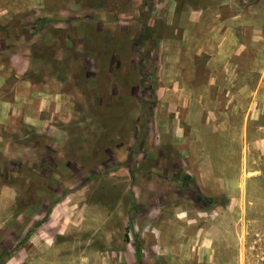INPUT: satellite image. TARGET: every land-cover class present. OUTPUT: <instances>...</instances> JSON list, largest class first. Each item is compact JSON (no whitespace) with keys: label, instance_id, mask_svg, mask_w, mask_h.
Here are the masks:
<instances>
[{"label":"rangeland","instance_id":"374dc122","mask_svg":"<svg viewBox=\"0 0 264 264\" xmlns=\"http://www.w3.org/2000/svg\"><path fill=\"white\" fill-rule=\"evenodd\" d=\"M197 4L14 0L47 130L23 129L22 159L0 153V264H264V141L245 153L215 141L221 176L189 185L173 180L181 154L142 137L156 51L137 44L141 24L171 37ZM38 19L44 28L24 38Z\"/></svg>","mask_w":264,"mask_h":264},{"label":"crops","instance_id":"0c3cea01","mask_svg":"<svg viewBox=\"0 0 264 264\" xmlns=\"http://www.w3.org/2000/svg\"><path fill=\"white\" fill-rule=\"evenodd\" d=\"M8 1L10 6L0 8V153L12 161L31 150L22 141L24 128L46 132L48 100L45 88L37 89L26 78L32 46L27 42L22 52L14 41V19L27 11L15 10L14 0L0 4ZM32 33L33 28L24 38ZM157 59V108L149 127L152 150L159 141V146L180 153L185 167L193 163L192 170L182 166L186 176L216 179L221 160L214 155L221 144L215 146V141L241 144L244 153L248 145L262 144L264 0H198L196 9L181 12L173 36L160 39Z\"/></svg>","mask_w":264,"mask_h":264},{"label":"trees","instance_id":"16d2710c","mask_svg":"<svg viewBox=\"0 0 264 264\" xmlns=\"http://www.w3.org/2000/svg\"><path fill=\"white\" fill-rule=\"evenodd\" d=\"M45 19H38L34 22L33 24V34H37L39 33L44 27L42 25V22H44ZM142 30H141V35H140V39L139 41H137V44L140 45V46H143L144 44H151L153 46V49L156 51V53L154 54V58H153V70H154V73H153V76H152V81H153V84L151 86V95L150 97L152 99H154V105L151 106V110L150 112L148 113V116H151V118L153 117V114H154V109L156 108V105H157V96H156V90L158 88V77H157V72H158V59H157V50H158V44H159V41L160 39L154 35L153 31L147 26V24L145 23H142ZM145 65H141V70H142V74L145 72ZM144 84H146V80H144ZM144 105H146L145 102H143ZM145 113H142V116H144ZM145 122L143 127H141V129L143 128L145 133H143L142 137L143 139L145 138V136L147 135L148 136V133L147 131H149V126H151V122H152V119L151 120H147L146 121H143ZM173 180L183 184V183H187L189 185L193 184V179L188 177V176H183V177H179L177 175L173 176ZM30 237V234L27 235V240L29 239Z\"/></svg>","mask_w":264,"mask_h":264}]
</instances>
